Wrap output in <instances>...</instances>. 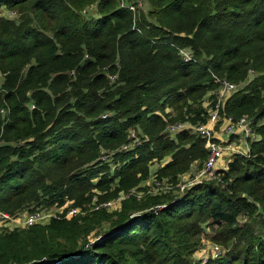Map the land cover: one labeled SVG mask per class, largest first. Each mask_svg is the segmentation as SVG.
<instances>
[{"label": "trees", "instance_id": "16d2710c", "mask_svg": "<svg viewBox=\"0 0 264 264\" xmlns=\"http://www.w3.org/2000/svg\"><path fill=\"white\" fill-rule=\"evenodd\" d=\"M148 2L0 0V212L56 213L0 224V264H264V0ZM217 78L244 85L215 129L247 115L257 139L183 192L140 187L202 168ZM207 229L225 253L194 260Z\"/></svg>", "mask_w": 264, "mask_h": 264}, {"label": "built area", "instance_id": "2783aa9c", "mask_svg": "<svg viewBox=\"0 0 264 264\" xmlns=\"http://www.w3.org/2000/svg\"><path fill=\"white\" fill-rule=\"evenodd\" d=\"M120 2V6H126L130 10L136 14L138 8L136 5L133 3H127L124 0H118ZM16 12L13 11L12 14H15ZM186 59H188L187 52L181 51ZM114 76H110V79L113 80ZM217 82L219 83V88H218V95L213 103V106L209 108L208 110V116L206 118L205 123L198 124L194 127L195 132L198 133V135L204 139H206V146L208 150L207 157L205 158L201 170L197 174V181L195 182H200L202 179L205 178H211L208 175H212L215 173L217 170L216 168V163L222 153L224 151L229 152L228 154L230 155L232 152L236 151L237 146L229 141L227 139L225 142L221 141L220 138H217L215 136V126L217 122L220 120V108L223 106V101L229 97L235 90H237V83H234L232 81H229L225 78H217ZM253 117L244 115L238 119H234L231 116H224L223 120L220 123V129L223 133L226 134L227 138H229L231 135L239 134L243 137V139H257L256 132L253 129ZM179 126V125H177ZM131 136L133 137L134 134L131 132ZM137 141V139L135 140ZM132 145V144H130ZM233 146V147H232ZM226 163L223 164V168H225ZM212 177H215L212 176ZM155 181V180H154ZM158 183V182H157ZM119 198V197H118ZM113 201H107L102 203L100 206L101 207H106L107 209L110 208L112 205ZM93 205L94 202H92ZM99 206L95 205V209H97ZM78 212L76 208H71L67 211L66 215L71 216L75 215ZM26 215L24 217V226H31L33 224L37 223H43L45 217H50L47 212L45 213L42 210L35 209V210H30L25 212ZM0 217H5V218H10L6 213H1L0 212ZM45 219V221L47 220ZM12 219V218H11ZM16 221V219H15ZM221 251L218 246L214 247V253L213 255L216 256L220 254Z\"/></svg>", "mask_w": 264, "mask_h": 264}, {"label": "rangeland", "instance_id": "374dc122", "mask_svg": "<svg viewBox=\"0 0 264 264\" xmlns=\"http://www.w3.org/2000/svg\"><path fill=\"white\" fill-rule=\"evenodd\" d=\"M124 1L127 2V3H133L134 5H136V7L138 8L139 11H146V10L149 9V6H150L148 0H124ZM94 9H95L94 3L90 4V5H87V6H84L80 10V14H82L84 16H87L90 13L94 14ZM18 16H19V11L17 13H15L14 18L16 19ZM249 77L252 78L253 74L251 73L249 75ZM243 85L244 84L237 85V89L242 88ZM222 135H226V134L221 131L220 127H219V129L217 128L216 132H215V136L217 138H220V140L222 141V139H221V138H223ZM136 138L139 140V137H136ZM226 139H228L227 136H226ZM234 143L236 145H240L241 146V142H239V141H234ZM228 153L229 152H227V151H224L222 153V155L220 156V158L218 159V161L216 163V168L219 167V169H220L222 163L228 162V160L230 158ZM158 165L159 164H157V163H154V164L150 165L151 173H153V174L149 175V177L140 184V187L146 186L147 189L152 191V193H159L160 191H163V192L166 191L167 192V191H170V188H172V192L173 193L183 192L188 186H190L192 183L194 184V182L197 181V174L201 170L200 169L201 165H199L197 163H194L191 166V168H190V170L188 172H186V173H184V174H182L181 176L178 177L177 185L169 186V184H167V182L165 180L163 181V183L161 182L160 184L156 185L155 181H154V173H155L156 168H157ZM216 171H215L214 174L208 175V176L211 177V178H214L212 176H214L216 174ZM137 194H138V197L142 195V193H137ZM124 196L125 195H121V196H119V198L113 200L112 205L110 206L108 211L112 212L114 210H118L120 208V200ZM43 210L45 211V213L47 212L49 215L56 214L54 209H45V208H43ZM26 211H30V209H23L15 217H10V218L0 217V224H7L8 223L9 228H14V227L23 228L24 227L23 222H24V217L26 215V213H25ZM46 218L47 217H45L43 221H45ZM15 219H16V221H15ZM239 223L241 225L244 224V217L243 216H241L239 218ZM107 225L108 224L104 223L101 227H99V232L100 233L104 232V230L107 229L106 228ZM206 231L207 232L203 236H201V238H200V248L194 254V257H193L194 260H200V261L207 260L210 256L213 255L215 246L219 247L221 253H225V249H224V247L222 245H219V244H216V243H212L213 241H210V239H208V237L210 235V230L207 229Z\"/></svg>", "mask_w": 264, "mask_h": 264}, {"label": "crops", "instance_id": "0c3cea01", "mask_svg": "<svg viewBox=\"0 0 264 264\" xmlns=\"http://www.w3.org/2000/svg\"><path fill=\"white\" fill-rule=\"evenodd\" d=\"M222 136H223V138H221L222 141H225V140H226V135H222ZM244 143H245V142H244ZM223 164H224V163L221 164V167H220V168L223 167ZM157 168H158V166H157ZM157 168H156V169H157ZM217 169H219V167H217Z\"/></svg>", "mask_w": 264, "mask_h": 264}]
</instances>
